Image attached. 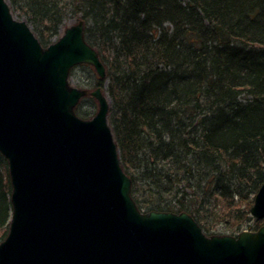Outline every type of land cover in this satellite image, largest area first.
<instances>
[{"label": "trees", "instance_id": "1", "mask_svg": "<svg viewBox=\"0 0 264 264\" xmlns=\"http://www.w3.org/2000/svg\"><path fill=\"white\" fill-rule=\"evenodd\" d=\"M8 2L44 48L67 19L84 22L141 211L186 212L209 235L226 220L238 230L264 225L251 216L264 184V0ZM11 195L0 153L1 242Z\"/></svg>", "mask_w": 264, "mask_h": 264}, {"label": "water", "instance_id": "2", "mask_svg": "<svg viewBox=\"0 0 264 264\" xmlns=\"http://www.w3.org/2000/svg\"><path fill=\"white\" fill-rule=\"evenodd\" d=\"M106 69L84 23L44 48L0 0V153L12 184V217L0 264H264V226L207 236L188 213H143L120 164L101 88L91 120L75 108L87 94L71 70ZM251 214L264 220V184Z\"/></svg>", "mask_w": 264, "mask_h": 264}, {"label": "rangeland", "instance_id": "3", "mask_svg": "<svg viewBox=\"0 0 264 264\" xmlns=\"http://www.w3.org/2000/svg\"><path fill=\"white\" fill-rule=\"evenodd\" d=\"M77 23H78V21L76 19H71V18L67 19L64 22L63 27L61 29V36L63 35V33L65 32L66 29L74 26ZM100 81H101L100 77L98 76V74L96 73L95 69L92 66L87 67V66H83V65H81V67H75L71 71L70 78H69V84L71 87L86 91L87 94H88V92L90 93V92L94 91V88H95L94 85L100 83ZM102 88H103V93L105 94V97H107L106 92H105V87H102ZM87 94L81 99L82 101L86 102V107L82 108V111H84L83 112L84 117H87V119L86 118L85 119L91 120L92 118H94L96 116V114L99 110V105H98V102L94 98L89 97V95L87 96ZM142 212L146 213L144 211H142ZM210 222H212L214 224V222H216V220L212 219V220H210ZM225 222L228 223L229 221L226 220ZM226 223L217 225L215 227L217 230L215 235L214 234L209 235L205 231H204V233L207 236H233V237H237L243 232H256V231L247 230L246 228L238 230L236 223L233 227H231L230 224H226ZM0 243H1V240H0Z\"/></svg>", "mask_w": 264, "mask_h": 264}, {"label": "flooded vegetation", "instance_id": "4", "mask_svg": "<svg viewBox=\"0 0 264 264\" xmlns=\"http://www.w3.org/2000/svg\"><path fill=\"white\" fill-rule=\"evenodd\" d=\"M83 66H87L88 67L89 65L83 64ZM77 67H81V65H78ZM94 86H95L94 91H92L90 93L88 92L87 96L89 95V97L94 98L97 101V99L95 98V96H93V93H95L99 88H101V90H102V86H101V83L95 84ZM85 107H86V102L80 100L79 103H78V105H77V107L75 108L76 113L81 118H83V116H84L83 115V112L84 111H82V108H85ZM83 119H85V118H83Z\"/></svg>", "mask_w": 264, "mask_h": 264}, {"label": "bare ground", "instance_id": "5", "mask_svg": "<svg viewBox=\"0 0 264 264\" xmlns=\"http://www.w3.org/2000/svg\"><path fill=\"white\" fill-rule=\"evenodd\" d=\"M80 22H83V21H78V23L77 24H79ZM84 23V22H83ZM77 24H75V25H77ZM64 34V33H63ZM84 34H85V24H84ZM121 164V163H120ZM131 179V178H130ZM131 181H132V179H131ZM131 192H132V187H131ZM131 196H132V194H131ZM133 198V197H132ZM134 200V199H133ZM135 201V200H134ZM136 203V202H135ZM136 205H137V203H136ZM137 207H138V205H137ZM139 208V207H138ZM140 210V209H139ZM141 211V210H140ZM153 212V211H152ZM156 212H158V211H156ZM149 213V212H148ZM171 213H174V212H171ZM182 213H186V212H182ZM175 214H177V213H175ZM181 214V213H180Z\"/></svg>", "mask_w": 264, "mask_h": 264}]
</instances>
